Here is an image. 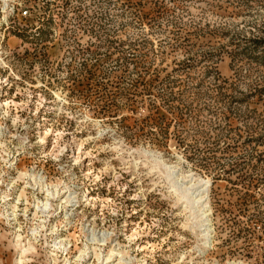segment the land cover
Listing matches in <instances>:
<instances>
[{
  "label": "rangeland",
  "instance_id": "374dc122",
  "mask_svg": "<svg viewBox=\"0 0 264 264\" xmlns=\"http://www.w3.org/2000/svg\"><path fill=\"white\" fill-rule=\"evenodd\" d=\"M0 132V264H264V0H0Z\"/></svg>",
  "mask_w": 264,
  "mask_h": 264
},
{
  "label": "bare ground",
  "instance_id": "6f19581e",
  "mask_svg": "<svg viewBox=\"0 0 264 264\" xmlns=\"http://www.w3.org/2000/svg\"><path fill=\"white\" fill-rule=\"evenodd\" d=\"M0 136H1V132H0ZM45 143H46V138H43L42 144L45 145ZM24 176L27 177L28 180L33 183V186H35V187L38 186L37 190H39L40 188L43 189L44 184H43V177L42 176L39 177V175L38 176L35 175L34 172H32V173L25 172ZM1 180L2 179L0 178V181ZM28 184H29V182H28ZM205 185H209V182L208 181L205 182ZM46 193H47L46 198H45L46 203H44L42 200L41 202H38L36 204L37 211H39V212L36 211V214L37 213L38 214L39 213L44 214L46 211L52 209L54 199H56V201L62 200L65 203V205H67L69 207L71 205V208L73 207L72 204L74 203L75 199H74V197H72V193H70V190H69V194H68V192H66L63 196H59V192L57 190L49 191V189H48V190H46V192L44 194H46ZM6 197H8V196H6ZM4 199H5V197H4ZM18 205L16 206L17 208H19ZM17 208H15V209H17ZM16 214H17V210H14L12 215L9 217L15 218V217H17ZM64 216H67V214H65ZM9 217H7V219H9ZM14 221L17 222V218L14 219ZM84 230H85V228H83V232L85 234L87 244L85 245L84 250L81 252V255L78 257L79 262L85 261L86 258L88 260V258L91 255L90 249L92 248V246H98L100 248H102L104 246L106 247V246H108V243H110L109 241L111 240V236L109 234L104 233L102 231H98L95 228H93V229L88 228L86 230V232ZM34 233H36V231ZM17 238H18L17 243L15 245L18 247H21V257L16 262V264H26L25 255L30 253L32 250H35V248L32 244H29L28 247H26V246L23 247L22 236L20 234H18ZM66 247H67V245L63 241H60V242L55 241L54 248H57L59 250H63V252L65 253L66 252L65 250L67 249ZM101 251H102V249H101ZM110 252H111V255L106 256V257L103 256L102 252L100 254H98L97 255L98 262L101 264H111V263H114L116 261V259H119L120 262L122 261V264H131V262L127 261L128 257L125 256L124 252H121L120 250H117L116 248L111 249ZM113 258H114V260H112Z\"/></svg>",
  "mask_w": 264,
  "mask_h": 264
}]
</instances>
